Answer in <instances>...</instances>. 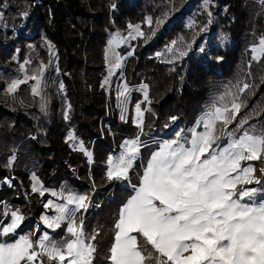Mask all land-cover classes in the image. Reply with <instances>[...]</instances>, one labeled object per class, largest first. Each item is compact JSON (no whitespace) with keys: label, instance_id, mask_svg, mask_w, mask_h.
<instances>
[{"label":"trees","instance_id":"1","mask_svg":"<svg viewBox=\"0 0 264 264\" xmlns=\"http://www.w3.org/2000/svg\"><path fill=\"white\" fill-rule=\"evenodd\" d=\"M169 1L0 0V202L8 214L22 217L18 236L34 231L36 239L39 217L49 210L45 204L55 201L47 193L87 196V210L76 211L74 220L78 226L83 221L85 241L95 247L92 264H109L116 210L123 201L116 199L118 185L108 180L105 162L132 141L137 128L130 115L125 123L117 120L114 91L103 88L104 50L112 33H122L126 25H139L146 37L152 25L146 28L142 20L166 18L156 36L135 42L123 71L126 86L147 85L142 123L147 130L156 134L188 124L217 86L238 73L251 77L240 113L246 124L264 129V52L251 67L246 57L264 39L257 0H210L216 18L205 33L199 28L206 21L197 22L193 33L181 26L192 0L171 6ZM193 4L202 13L199 3ZM178 37L184 45L193 42L188 57L171 61L167 52L161 57ZM22 62L30 69L46 67L45 113L25 84L7 93V82L20 79ZM134 98L133 104L139 96ZM259 170L264 172V162L257 160ZM30 177L43 195L33 191Z\"/></svg>","mask_w":264,"mask_h":264},{"label":"snow or ice","instance_id":"2","mask_svg":"<svg viewBox=\"0 0 264 264\" xmlns=\"http://www.w3.org/2000/svg\"><path fill=\"white\" fill-rule=\"evenodd\" d=\"M148 23L151 25L152 21ZM135 31L143 35L139 26ZM259 50L264 52V39ZM253 51L256 59V49ZM185 54L180 52V56ZM115 66L119 67V57ZM19 83L13 81L8 91L14 92ZM142 87L147 100V85ZM246 88L247 84L240 91ZM33 93L38 94L36 87ZM240 107L235 101L231 108L216 107L203 120L204 131L193 130L187 144L166 141L151 154L139 186L134 187L135 194L119 211L109 249L110 264H264V203H243L245 198L251 200L258 189L237 188L238 184L264 183L255 177L253 167L242 166V161H256L264 156V135L245 132L223 147L217 144L219 137L215 134L216 122L221 121L227 128ZM136 111L139 125L143 115L139 104ZM138 144V140L126 141V151L118 163L113 165L110 159L108 180L127 178L139 151ZM38 190L33 187L34 192ZM88 199L70 195L65 205L58 206L60 215L42 219L49 228H58L65 213L74 216L80 209L87 210ZM20 220L22 217L13 212L12 222L3 227V233L15 231ZM67 231L73 239L62 247L43 237L36 245L41 249L39 253L27 237L15 243H0V264H34L44 255L58 264H92L95 247L85 241L83 221L77 226L71 220ZM91 239L95 240V236Z\"/></svg>","mask_w":264,"mask_h":264},{"label":"rangeland","instance_id":"3","mask_svg":"<svg viewBox=\"0 0 264 264\" xmlns=\"http://www.w3.org/2000/svg\"><path fill=\"white\" fill-rule=\"evenodd\" d=\"M186 2L187 0H183ZM190 1V0H188ZM179 2V0H170L169 6L176 4ZM193 2L199 3V7L202 13L196 8H193L195 5ZM257 11H263L264 12V0H257ZM191 6V7H190ZM212 5L210 4V0H192L191 3L188 4L186 7V10H188V13H185L184 18L180 21L181 26H183L186 30L194 32L196 30L195 26L198 25L199 22H207L204 27H200V32L205 33L207 31L208 25H212V20H215V16L212 15V11L210 10V7ZM203 14L204 16H201ZM109 18V22H112V17L110 14L107 15ZM151 20L152 23V30L148 33V35L145 37L143 34L142 36L139 35L135 28L139 25H132L133 27L130 28L129 25L125 26V29L122 33L120 32H113L112 35L107 40V44L105 46L104 50V59H105V75L104 80L102 82L103 88L107 91L113 90L114 96V112L117 114V120L121 123H125L129 117L131 116L133 124L136 126V134L134 138L131 140H138L139 144V151L133 160L132 167L129 169L128 176L126 179L122 180H112L113 182H116L118 185V189L113 192H115L117 201L119 199H122L123 203L122 205L116 210L117 220L119 218V211L121 207L127 202V200L135 194L134 187H138L140 183V179L143 175V171L147 166V162L151 158V154L155 151L159 150V146L166 142V141H173L177 140L179 143L187 144V141L190 140L192 131L196 130L198 132L204 131V125L203 120L205 119L206 115L208 113H211L216 107L224 108L225 106L228 108H231V104L233 101L236 103H239L242 105L244 103L243 96L244 93L240 91L241 88L245 84L249 85V82L251 80L250 76L243 75L242 73H238L234 78L228 81L221 82L217 88L214 90L211 98L205 103L203 110L197 114L196 117L192 119L191 122L188 124H184L182 126H175L168 130H161V132L153 134L152 131L147 130L145 128L146 125H142L143 123V115L144 111L147 110V100L145 99L144 85L142 84H136L135 86L128 87L126 86L124 82L123 77V71L126 65V62L128 61V58L132 54V51L135 47V42L139 40L141 37H143L144 41L149 40L154 35L156 36V33H158L163 23L165 22L166 18H161L159 15H155L154 19L151 18H145L141 22H145L146 28L151 26L148 21ZM203 20V21H201ZM198 22V23H197ZM139 33H143V30L139 26ZM135 37V38H133ZM180 41H175L176 43L173 45V41L168 45V47L165 49V53H160V56L163 57L167 54H169V59L172 61L176 58V61L181 59L182 57H188L189 52L191 50V45L193 42H190L189 44H185L184 37H178ZM260 42L261 40L258 39L255 45H253L248 51L246 57L249 63V66L251 67L252 63L251 61L256 62L260 59L261 51L260 48ZM188 48L190 50H188ZM171 49V51H169ZM254 49H256L255 56L257 57L254 59ZM197 52L200 51V48L197 47ZM180 52L186 53L184 56H180ZM51 56V55H50ZM117 57H119V67H116L117 63ZM187 63V62H186ZM18 67L20 69V79L14 80V81H20L21 83L18 84H25L28 89L30 90L31 94L37 97V103H39V110L40 112H47V107L49 104V97L45 90V80L43 78L44 72H45V65L40 64L38 66V69H30V66L27 64V62L18 63ZM111 69V70H110ZM33 77H36V79H33ZM39 81V83H37ZM13 81H8L6 84V90L7 93L10 94L8 91L9 85ZM36 87L38 94L33 93V88ZM57 87H60L58 85ZM18 88V87H17ZM16 88V89H17ZM111 88V89H110ZM126 89V91H125ZM247 89V88H246ZM245 89V90H246ZM244 90V91H245ZM16 91V90H15ZM124 92V95H121V92ZM12 93V92H11ZM134 96H139L138 102L133 104V101L136 100ZM132 104V106H130ZM140 105L142 115V123L138 125L136 122L137 120V105ZM241 110V107H240ZM237 114L235 119L231 120V123L227 125V128H225V125L221 121H217L215 124V134L219 137L217 140V144L223 147H227L228 144L235 139H238L240 136H242L245 132H247L249 135H255L260 136L264 135V129L262 125L258 124L257 126H254L252 122L246 124L247 119L243 118V115L240 113ZM123 116V119L121 118ZM106 116H103L105 118ZM229 119H231V114L229 113ZM179 134V135H177ZM114 155H109L106 159L105 166L106 171L105 174L107 176V171L109 168V161L111 159L113 165L118 163L119 157L123 155L126 151L125 147H123ZM122 153V154H121ZM261 161V164L264 162V156L259 159ZM256 161H242V166L247 167L251 166L255 169V163ZM258 172V173H257ZM255 177L262 182H264V172L261 173V170L255 171ZM32 182V187H35L37 185L36 179L33 177H30ZM34 183V184H33ZM238 189H245V188H256L258 189L256 195L251 199L245 198L243 203L247 204H254L258 205L260 203H264V183L261 184H250V185H237ZM47 193L51 197L55 199V201H52L51 199L48 201L46 205H51L49 207H46L49 210H46L45 214H42L39 217V226H41L40 230L37 232L36 239L32 238L34 235V231L31 232H25L22 235H17L16 230L8 233L5 235L3 233V227H6L8 224L12 222V213L8 214L7 207L3 206V202H0V243H15L17 240H19L22 237H27L34 245V250L38 253L41 251L39 247L36 245L39 243V241L47 236L48 237V243H54L57 246H64L66 242L70 239H73L71 234L67 231L68 225L71 222V220L74 219V216H70V214L65 213V219L60 222V226L58 228H49L42 219L43 217H47L49 219H55L60 213L57 211L58 206L65 205L67 202V197L70 195H62L61 191ZM73 194V193H70ZM74 196V194H73ZM69 208H74L75 205H67ZM49 211V212H48ZM76 213V212H75ZM7 217V218H6ZM5 219V220H4ZM7 220V221H6ZM116 220V221H117ZM6 222V223H5ZM2 224V225H1ZM20 224V221L18 222V226ZM78 226V225H77ZM115 228V226H114ZM116 231V229H115ZM62 234L64 236L62 237ZM115 234V232H114ZM53 235V236H52ZM92 237L94 235H91ZM13 237L11 241H8L7 239ZM67 237V238H66ZM67 239V241H66ZM114 242V236L112 243ZM112 245V244H111ZM111 247V246H110ZM150 248V246H148ZM110 249V248H109ZM110 255V251H109ZM93 260V256H92ZM41 261H43V264H58V262L49 261L48 257L46 255L40 256L34 264H41ZM110 264V261H108Z\"/></svg>","mask_w":264,"mask_h":264},{"label":"built area","instance_id":"4","mask_svg":"<svg viewBox=\"0 0 264 264\" xmlns=\"http://www.w3.org/2000/svg\"><path fill=\"white\" fill-rule=\"evenodd\" d=\"M122 154V153H121Z\"/></svg>","mask_w":264,"mask_h":264}]
</instances>
